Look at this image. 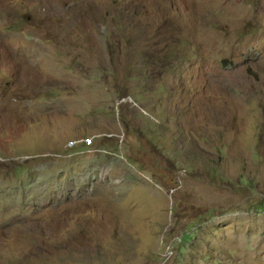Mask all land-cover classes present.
Returning a JSON list of instances; mask_svg holds the SVG:
<instances>
[{
    "label": "rangeland",
    "instance_id": "rangeland-1",
    "mask_svg": "<svg viewBox=\"0 0 264 264\" xmlns=\"http://www.w3.org/2000/svg\"><path fill=\"white\" fill-rule=\"evenodd\" d=\"M0 264H264V0H0Z\"/></svg>",
    "mask_w": 264,
    "mask_h": 264
},
{
    "label": "clouds",
    "instance_id": "clouds-1",
    "mask_svg": "<svg viewBox=\"0 0 264 264\" xmlns=\"http://www.w3.org/2000/svg\"><path fill=\"white\" fill-rule=\"evenodd\" d=\"M167 251H169V250H167Z\"/></svg>",
    "mask_w": 264,
    "mask_h": 264
}]
</instances>
